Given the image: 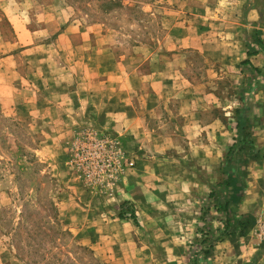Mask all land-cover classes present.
Segmentation results:
<instances>
[{"label": "rangeland", "instance_id": "obj_1", "mask_svg": "<svg viewBox=\"0 0 264 264\" xmlns=\"http://www.w3.org/2000/svg\"><path fill=\"white\" fill-rule=\"evenodd\" d=\"M0 5V264H111L109 252L96 249L97 236L123 230L106 227L113 217L131 218L129 210L121 213L123 206L137 216L121 198L143 194L138 184L145 181L143 160L154 123L141 115L127 127V103H143L152 79L158 78V86L165 78L171 81L165 88L182 91L154 126L176 139L190 113L236 125V109L244 108L241 97L260 119L253 92L264 86V69L239 71L236 64L195 49L174 51L171 39L250 36L259 44L264 0H5ZM177 21L194 25V31ZM147 74L154 78L145 79ZM207 92L210 101L203 97ZM259 97L264 103V95ZM191 98L194 112L181 106ZM263 139L254 141L259 149ZM235 143V136L228 144L216 142L215 160L195 159L179 138L170 151L178 152L177 160L157 165L175 172L170 176L176 183L183 178L181 168H191L209 190L200 193L205 195L200 220L207 221L201 220L194 240L203 236L200 228L210 229L212 237L222 231L224 214L214 209L209 193L221 189L220 168ZM186 152L191 157L181 158ZM235 162L232 166H239ZM254 191L264 202V183H255ZM258 217L264 230V210ZM215 219L222 226L214 231Z\"/></svg>", "mask_w": 264, "mask_h": 264}, {"label": "crops", "instance_id": "obj_2", "mask_svg": "<svg viewBox=\"0 0 264 264\" xmlns=\"http://www.w3.org/2000/svg\"><path fill=\"white\" fill-rule=\"evenodd\" d=\"M3 1L5 0H0V2ZM5 13L12 22L9 17L12 13L7 11ZM184 23L177 21L175 24H181L185 31H194V25ZM174 26L171 30H175L176 26ZM197 29H200V26L197 25ZM23 35L24 32L18 35L19 39ZM257 35L259 34L257 33ZM249 39H251L250 36L239 40H200L190 38V40L186 41L185 39L175 38L171 39V44L173 43L174 45L172 48L174 51L184 48L195 49L206 53L213 60L234 63L239 71L244 70L243 67L245 68L246 66L257 68L261 71L264 69V51L263 49H257L256 46H264V39L260 37L259 44L256 43V39L254 41ZM249 45H253L255 48H250V50ZM205 48L211 50V52L205 51ZM223 51L227 54L221 56ZM7 58L5 56V60ZM245 60L249 64L243 65L242 62ZM146 77L144 78H154L148 74ZM157 80L158 78L152 79L150 90L147 88L141 95L143 103L138 106L137 104L134 105L133 101L131 102L130 100L129 104L127 103L128 111L131 113L127 127H131V124L135 125L136 119L141 115L145 120L149 121V118L153 119L152 123L154 125L149 127L148 144L145 148L146 157L143 160L145 181L138 184L143 187V194L140 195V191H138V194L132 195L128 193V195H123L121 198L124 202L131 204L135 208L136 221L132 218L121 219L113 217L110 220H106L107 222H111V224H106V227L110 226L114 229L121 226L123 230H113L110 233L101 231L97 236L96 249L105 251L104 253L108 251L111 264H191V258L198 252L193 241L198 236L197 228L201 222L200 206L209 190L204 191L203 185L200 184L197 176L195 177V173L191 168H181L183 178L181 177L176 183L170 176V174L175 175V172L169 170V167L163 169L157 165L167 162L172 163L177 160L176 153L178 152L170 151L177 148L179 138L189 145V150L185 151H191L193 158L215 160L216 142L228 144L233 141V137L235 136V124L234 126L230 124V127H226L215 119L212 121L196 119L192 113H190V116H185V121L181 127L183 136L177 139L174 134H170L169 132L164 133L155 129L161 127L160 125L154 126L159 124L156 120L162 117L163 109L167 108L169 112L171 111L168 107V102H175L179 100L178 98L183 97L182 91L179 88L175 90L165 88V84L171 82L170 80L165 82V78H160V81H158L160 82L159 85L155 86ZM129 91L133 92L134 90L131 89ZM253 93L255 106L257 109L258 107L261 109L260 122L253 127L254 141L258 144L261 138H264V103L261 102V97H259V95H264V86H260ZM210 95L211 92H207L203 94V97L210 101ZM129 96L131 97V94ZM144 98L145 100H149L148 104L145 103ZM199 100L200 97H197V102ZM195 105L191 98L190 100L184 99L181 106L189 112H194L196 111L194 110ZM206 107L207 109L209 108V106ZM206 107L203 109H206ZM212 107L215 108V105ZM182 110L183 108H181ZM164 124L162 123L163 127ZM261 147L263 163L258 164L257 161H249L243 196L239 203L233 207L239 214H252L255 217V223L244 236L236 237L234 240L223 237L215 241L211 254L205 261L206 264H252L255 261L258 264H264V244L257 240L255 234L258 227V215L262 214L264 210V206H262L264 202L262 201L261 203V198L257 197L254 191L255 183H264V149ZM187 154L191 157V154L186 152L181 155V158ZM139 169L141 168L139 167L135 172ZM138 185L134 184L133 186ZM201 191L205 195L200 198ZM104 218L108 217L104 216ZM211 226L215 231V227H218L219 230L222 225L220 226L219 221L215 219L211 220ZM99 240L102 241L103 245L100 246Z\"/></svg>", "mask_w": 264, "mask_h": 264}, {"label": "trees", "instance_id": "obj_3", "mask_svg": "<svg viewBox=\"0 0 264 264\" xmlns=\"http://www.w3.org/2000/svg\"><path fill=\"white\" fill-rule=\"evenodd\" d=\"M242 64H249L247 60ZM251 68V67H250ZM244 108L236 109L235 139L236 143L231 145L224 157V163L221 165L222 179L219 182L220 190H214L209 193V198L213 199L214 209L224 215L221 220L223 223L222 231L218 236H210V229L200 228L203 235L199 240H194L195 245L201 244L204 249H199L191 258V264H201L200 259L206 261L210 256L215 241L228 237L234 240L236 237L244 236L254 225L255 217L250 213L239 214L233 209L241 200L246 187L247 164L249 161H259L262 158L261 150L256 146L253 137V127L259 124L260 119L252 112V106L241 97ZM247 114H246V110ZM236 161V162H235ZM235 162L239 166H232ZM242 169H239L240 167ZM128 205V204H125ZM123 212L130 211L131 218L135 220L134 212L131 207H121ZM206 212V211H205ZM205 217V216H204ZM203 216L201 220L206 223Z\"/></svg>", "mask_w": 264, "mask_h": 264}, {"label": "built area", "instance_id": "obj_4", "mask_svg": "<svg viewBox=\"0 0 264 264\" xmlns=\"http://www.w3.org/2000/svg\"><path fill=\"white\" fill-rule=\"evenodd\" d=\"M130 213H131V212H130ZM130 213H128V216H129V217L131 216ZM255 234H257V235L260 237V240H261V241H264V230H263V228H262V226H261V218H259V220H258V227H257V229H256Z\"/></svg>", "mask_w": 264, "mask_h": 264}]
</instances>
